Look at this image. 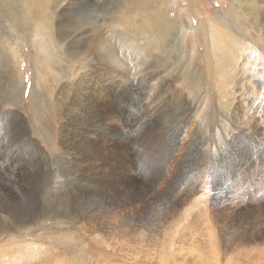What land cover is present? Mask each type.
<instances>
[{"label": "rangeland", "instance_id": "rangeland-1", "mask_svg": "<svg viewBox=\"0 0 264 264\" xmlns=\"http://www.w3.org/2000/svg\"><path fill=\"white\" fill-rule=\"evenodd\" d=\"M70 1L59 9V19L69 35L65 41L76 40L79 45H66L62 53L43 34L33 37L36 24L29 13L13 21L0 9V264H264V176L259 178L264 166L255 173L251 169L258 161L264 163V8H259L260 0L242 10L238 0H173L171 4L162 0L159 13L181 21L188 51L183 64L179 48L160 49L157 43L165 41V34L147 36L122 22V16H128L121 9L125 0ZM1 6L5 7L2 2ZM132 17L133 21L138 18ZM212 20L215 24L210 27ZM20 23L22 28H18ZM189 24L193 29L185 31ZM225 25L231 29H223ZM145 36L159 48L146 43ZM177 37L172 34L169 40L177 41ZM244 43L252 49L250 54L243 49ZM154 74V80L160 76L158 82L151 78ZM179 90L183 99L172 94ZM150 97L160 106L151 126L139 118L142 107L151 105ZM112 101L129 118L142 119L139 127L146 129L150 152L159 144L157 154L164 146H172L171 134L180 117L193 135L185 144H177L172 157L163 161L152 188L144 182L145 164L136 159L140 146L129 141L128 149L124 147L126 129L109 140L100 136L86 145L76 132H68L71 110L80 107L90 114ZM23 131L31 136L29 140ZM119 134L124 142L117 139ZM224 136H229L228 153L214 159L211 145L225 143ZM107 149L115 153L109 155ZM101 166L109 172L114 168L112 174L118 179L112 177L103 184L90 171ZM239 168L246 170L241 195L235 177ZM198 170H205L211 181L206 189L199 184L202 195L190 185ZM199 198L204 203L199 204ZM104 207L116 211L108 214ZM86 208L95 219L81 216ZM28 211H36V219L14 225L20 213Z\"/></svg>", "mask_w": 264, "mask_h": 264}, {"label": "bare ground", "instance_id": "bare-ground-1", "mask_svg": "<svg viewBox=\"0 0 264 264\" xmlns=\"http://www.w3.org/2000/svg\"><path fill=\"white\" fill-rule=\"evenodd\" d=\"M70 0H0V9L1 8H4V12H6L7 14H3L4 16L8 15V16H11L12 20L13 21H19L20 18L19 16L24 14L26 15L27 13H29V15L31 16V18L34 19L35 21V24H36V27L34 29V33H33V37L35 38L36 35L38 34H43L44 37L46 38L47 42H49L50 46H55V49L58 53H62L63 52V48L64 46L66 45H79V42H76V40H71L69 42H66L65 40L67 39V37L69 36L68 33H67V28H66V25H64L59 17H60V13L61 11L59 9L63 8V6L67 3H71V1L69 2ZM75 1V0H74ZM73 1V2H74ZM91 1V0H90ZM239 1V9L242 10V9H247V4H250V5H255V1L257 0H238ZM259 1V0H258ZM1 2H2V5H5V7L1 6ZM78 2V1H77ZM81 2V1H80ZM83 2V1H82ZM95 2V1H94ZM165 3H168V4H171L173 2V0H164ZM263 0H260V3H261V6H259V8H261L263 10L264 8V4H263ZM88 3V2H87ZM92 3V2H90ZM99 3V2H97ZM162 3V0H125L124 2H121V9L124 10L126 13L125 14H128L127 17L121 18L122 22L124 23H127L126 25H129V26H135L136 27V30L137 32H141L145 35H150V36H153V34H159V35H163L165 34L166 35V39L164 42H161V43H157L160 47V49L162 50V52H164V49H169L171 51H173L174 49H178L179 48V54L180 56H182L181 60L179 61V63H182V61H184L185 57L188 55V51H186L185 47H184V43H183V40L184 37L182 36V33L183 31H181V21L175 19L173 20L171 16H168V15H161V13H159V9H157V6H160V4ZM81 4V3H80ZM78 4V5H80ZM101 4V3H100ZM106 4V3H105ZM258 4V2H257ZM70 5V4H69ZM72 6V5H71ZM77 6V4H76ZM90 6V5H89ZM163 6V5H162ZM171 6V5H170ZM258 6V5H257ZM73 7V6H72ZM103 7V6H102ZM16 9V11L13 10ZM67 8V7H66ZM78 8V7H77ZM80 8V7H79ZM100 8V7H99ZM162 8V7H161ZM160 8V9H161ZM90 9V7L88 8ZM254 9V8H253ZM258 9V8H257ZM40 10V11H38ZM171 10V9H170ZM90 11V10H88ZM249 11V10H248ZM77 12V11H76ZM80 12V11H78ZM82 13V12H81ZM106 14V13H105ZM132 14H135L138 16V18L133 21V17H132ZM244 15H247V13L245 14V12H243ZM64 15V14H63ZM72 15V14H70ZM257 15V14H256ZM62 16V15H61ZM23 17V16H22ZM224 18V17H223ZM76 19V18H75ZM119 19V17H118ZM259 19V18H258ZM263 19V18H262ZM25 20V19H24ZM67 20V19H66ZM65 20V21H66ZM69 20V19H68ZM67 20V21H68ZM77 20V19H76ZM216 20V19H215ZM26 22V21H25ZM69 22V21H68ZM105 22V21H104ZM188 22V21H187ZM27 23V22H26ZM34 23V22H33ZM66 23V22H65ZM71 23V22H70ZM69 23V24H70ZM255 23V22H254ZM253 23V24H254ZM258 23V22H257ZM28 24V23H27ZM32 24V23H31ZM215 24V21L212 20L211 23L209 24L210 27H213ZM261 24V23H260ZM19 25V24H17ZM25 25V24H24ZM126 25L124 28H126ZM22 25L20 23V26H18V28H20ZM28 26V25H27ZM128 26V27H129ZM122 27V26H121ZM22 28V27H21ZM118 28V27H117ZM190 28L193 29V26L192 25H186L184 27L185 31H188ZM223 29H231L229 28V26H223L222 27ZM234 28V27H232ZM31 29V28H30ZM96 29V28H95ZM116 29V28H115ZM119 29V28H118ZM183 29V30H184ZM259 29V27H258ZM126 30V29H124ZM131 30H134L131 28ZM28 31V30H27ZM105 31V30H104ZM154 31H157V33ZM232 31V30H231ZM260 31V29H259ZM9 32V31H8ZM31 32V31H30ZM75 32V31H74ZM77 32V31H76ZM75 32V34H76ZM129 33V31H127ZM24 33H25V29H24ZM78 33V32H77ZM118 33V31H117ZM217 33V32H216ZM80 34V33H79ZM119 34L122 36L123 34H125V32L123 34H121L119 32ZM117 34V35H119ZM130 34V33H129ZM138 34V33H136ZM172 34H175L177 37V41H175V38H170L169 40V37L170 35ZM218 34V33H217ZM78 35V34H77ZM84 35V34H82ZM81 35V37H82ZM91 35V34H90ZM128 35V34H127ZM22 36V35H20ZM74 36V35H73ZM126 37V35H124ZM145 36V39H146V43H148L150 46L153 44L154 46H156L154 43L152 42H147L148 40V37ZM174 36V35H173ZM19 37V36H18ZM30 36H28L27 38H29ZM40 37V36H39ZM85 37V36H84ZM89 37V36H87ZM92 37V36H91ZM212 37H213V40L215 41L217 39V36H213V33H212ZM243 37V36H242ZM26 38V39H27ZM31 38V37H30ZM219 38L222 39V41L225 39V36L222 34L221 36L219 35ZM133 39V38H132ZM141 39V38H140ZM45 40V41H46ZM79 40V38H78ZM109 40V39H108ZM128 40V39H127ZM142 40V39H141ZM250 40V39H249ZM126 41V40H125ZM2 43V42H1ZM220 43V42H219ZM218 43V44H219ZM49 44H46V45H49ZM100 44V43H99ZM215 44V43H213ZM244 44H247V47L246 46H243V49L246 50V52L248 54H250L252 52V49H250V47L248 48V43H244ZM82 45V44H81ZM80 45V46H81ZM217 45V44H216ZM225 45V44H223ZM223 45L221 47H223ZM1 46V45H0ZM5 46V45H4ZM86 46V45H85ZM89 46V45H88ZM97 46V45H96ZM95 46V47H96ZM159 46H156L157 48H159ZM218 46V45H217ZM140 47V46H139ZM148 47V45H147ZM219 47V46H218ZM68 48V47H67ZM81 48V47H80ZM216 48V47H215ZM220 48V47H219ZM224 48V47H223ZM96 49V48H95ZM147 49V48H145ZM150 49V48H149ZM159 49V50H160ZM222 49V48H220ZM101 50V48H100ZM100 50L98 52H100ZM73 51V49H72ZM71 51V52H72ZM89 51V50H88ZM225 51V50H224ZM3 52V51H2ZM70 52V53H71ZM74 52V51H73ZM156 52V51H155ZM227 53L230 54V50H226ZM224 52V53H226ZM87 53V52H86ZM104 53V52H102ZM102 53H99V54H102ZM173 53V52H172ZM222 53V52H221ZM74 54V53H73ZM98 54V53H97ZM147 54V53H146ZM145 54V55H146ZM3 55V53H2ZM4 55L6 56V54L4 53ZM107 55V54H106ZM105 55V57H106ZM163 55V54H162ZM223 55V54H222ZM252 55H254V58L256 60L259 59L258 55H257V52H254L252 53ZM257 55V56H256ZM56 56V55H55ZM73 56V55H72ZM104 56V54H103ZM110 56V55H109ZM148 56V54H147ZM178 56V55H177ZM179 56V57H180ZM224 56V55H223ZM258 57V59L256 57ZM49 57V56H48ZM78 57V56H77ZM100 57V56H99ZM145 57V56H144ZM8 58V57H7ZM139 57L137 56V59ZM187 58V57H186ZM19 59V58H18ZM94 59V58H93ZM145 59V58H144ZM170 59V58H169ZM20 60V59H19ZM162 60V59H161ZM186 60V59H185ZM247 60V59H246ZM6 61V60H5ZM8 61V60H7ZM6 61V62H7ZM171 61V60H170ZM4 62V61H3ZM13 61H10L9 62V65H13L12 64ZM145 62V61H144ZM189 62V61H188ZM186 62V63H188ZM103 63V62H102ZM108 63V62H106ZM161 63V62H160ZM254 63V62H253ZM16 64V62L14 63ZM37 64V63H36ZM183 64V63H182ZM185 64V62H184ZM101 65V64H100ZM111 65H114V64H111ZM7 66V65H6ZM103 66V65H101ZM108 66V65H107ZM115 66H113V69ZM1 68V67H0ZM11 68V67H10ZM50 68V67H49ZM103 68V67H102ZM107 68V67H106ZM155 68H159V66L157 67V64L155 63ZM52 69V68H50ZM111 69V68H110ZM163 69V68H162ZM10 70V69H9ZM39 70V69H37ZM99 70V69H98ZM160 70V69H159ZM247 70V69H246ZM13 71V70H12ZM92 71V70H91ZM102 71V70H101ZM106 71V69H105ZM110 71V70H109ZM108 72V71H107ZM111 72V71H110ZM118 72V71H117ZM117 72H114L117 73ZM178 72V71H177ZM11 73V72H10ZM14 73V72H13ZM13 73H12V77H13ZM88 74V72H86ZM236 73V72H235ZM118 74V73H117ZM116 74V75H117ZM16 75V74H15ZM14 75V77H15ZM85 75V74H84ZM91 75V74H90ZM107 75V74H106ZM158 75V74H157ZM6 76V75H5ZM17 76V75H16ZM87 76V75H85ZM97 76V74H96ZM99 76V74H98ZM119 76V75H118ZM121 77H124V74L120 75ZM40 77V76H39ZM102 77V76H101ZM109 77V76H108ZM120 77V78H121ZM149 77V76H148ZM158 79L155 78V74L154 76H151V78L155 81V82H158L159 79H160V76L158 75L157 76ZM163 77V76H162ZM16 78V77H15ZM14 78V79H15ZM104 78V77H103ZM111 78V77H110ZM53 79V78H52ZM107 79V78H106ZM16 80V79H15ZM3 81V80H2ZM21 81V80H20ZM5 82V81H4ZM170 82V81H169ZM6 83V82H5ZM171 83V82H170ZM1 84V83H0ZM13 84V83H12ZM73 84V83H72ZM75 84V83H74ZM10 85V84H9ZM159 85V84H158ZM157 85V86H158ZM166 85H168L167 83L165 84V87ZM250 85V84H249ZM161 86V90L163 89V85H160ZM176 86V85H175ZM5 87V86H4ZM75 87V86H74ZM1 88V86H0ZM154 88V86H153ZM74 89V88H73ZM77 89V88H76ZM155 89V88H154ZM157 89V88H156ZM8 90V89H7ZM174 90V89H173ZM152 91V90H151ZM155 91V90H154ZM165 91V90H164ZM8 92V91H6ZM80 92V91H79ZM102 92H105V91H102ZM242 92V91H241ZM108 93L110 94L111 91H108ZM141 93H142V90H141ZM175 93V95L177 96H181L180 98H184L185 95L183 93L182 90H179V91H174L172 92V94ZM240 93V92H239ZM160 94V93H159ZM243 94V92H242ZM112 96V95H111ZM113 96H114V93H113ZM79 97V96H78ZM141 97H144V95L142 94ZM58 99V98H57ZM150 101H151V105L150 106H147L145 105L144 107H142V116H140L139 118H145L150 126L152 125L153 121L155 119H158V112H159V104L158 102L150 97L149 98ZM154 100V101H153ZM185 100V99H184ZM74 101V100H72ZM182 101V100H181ZM65 102V101H64ZM79 102V101H78ZM80 103V102H79ZM78 103V104H79ZM83 103V102H82ZM81 103V104H82ZM74 104V103H73ZM77 104V105H78ZM70 105V104H69ZM72 105V103H71ZM80 105V104H79ZM88 105V104H87ZM82 106V105H81ZM83 107V106H82ZM99 107V106H98ZM75 108V107H74ZM124 108V107H123ZM73 109V107H72ZM141 109V108H140ZM161 110V109H160ZM72 112L71 113V116L70 118L68 119V122H67V126H68V132L69 133H77L81 138L84 139V144L83 145H86L85 143L86 142H90L91 140H99V137L100 136H105L104 139H110L112 138L115 134H118L120 132H122L124 129H126V131H123V132H126V138L124 142V139L123 137L119 134L117 136V139L124 142V147L128 149V146H127V142L129 143V141H134L135 144L139 145L140 146V149H136L137 152L139 153H136V159L140 160L142 159L143 163L145 164V172H146V178H144V182H146V186L149 187V188H152L156 183H157V179L154 178V175L156 173H158V171L160 170H163V166L165 165V163L163 164V161L166 162V160L168 159L169 156L172 157V154L174 152V149L176 148V146H178L177 144H182V142L185 144L186 141L188 140H191L192 138V134L191 132L185 130V122L183 119L182 121L181 120V117L176 120L178 121L177 123H175V129L177 130H174L176 132L173 131V133L171 134L172 135V139H173V144L172 146L169 145V147L167 146H164V149H160L159 150V154H157V149L158 147L160 148V145L162 144H159L157 145V148L153 149V148H150V149H153L151 152L148 150L149 149V146L145 143V139L148 140V138H145V135L147 136L148 134H146V129L144 128H140L139 127V122L142 120V119H136L134 120L135 118H132L134 116L131 115V117L129 118V115L126 116L124 111L122 110V107L119 105V104H116V102L114 103V101L112 102H109L108 105L106 107H104V109H97L96 111L94 112H90V114H85L83 112V110L81 111L80 107H76V109L74 110H71ZM160 113V112H159ZM176 113V112H175ZM224 113V112H223ZM183 116V115H182ZM217 117V116H216ZM23 118V117H22ZM220 118V117H219ZM103 119L106 120V122H103ZM160 119V118H159ZM130 120H134V122H130ZM212 122V121H211ZM27 124V123H26ZM219 124V123H218ZM111 126L113 127H116L117 129H113V128H110ZM141 126V125H140ZM148 126V125H147ZM64 128V127H63ZM62 129V127H61ZM162 129V128H161ZM103 130H108V131H104ZM241 130V129H240ZM260 131V130H259ZM29 132V131H28ZM89 133H92L91 135L95 137H92ZM22 136L25 138V139H28L29 140V135L26 134V132H21ZM30 134V133H29ZM194 134V133H193ZM202 134V133H201ZM156 135V134H155ZM176 135H177V138H176ZM200 135V134H199ZM246 135V134H245ZM20 136V135H19ZM72 136V135H70ZM63 137V136H62ZM166 137L168 138L167 134H166ZM195 137H197L195 135ZM226 137H229V136H226ZM224 136L223 140L226 141L225 143H216L214 142L211 146H213L215 148V158L214 159H217L219 157H222L224 155H226L228 153V142H227V138ZM234 137V136H232ZM231 137V138H232ZM236 137V136H235ZM238 137V136H237ZM36 138V137H35ZM159 138H160V135L156 137L157 141H159ZM199 140H202V138L200 137H197ZM72 139V138H71ZM70 139V140H71ZM78 139V138H77ZM143 139H144V142H143ZM195 139V138H194ZM193 139V140H194ZM229 139V138H228ZM261 139V138H260ZM63 140V139H62ZM74 140V139H73ZM230 140V139H229ZM228 140V141H229ZM215 141V140H214ZM231 141L234 142V140H230V143ZM5 142V141H4ZM27 142V141H26ZM95 142V141H94ZM80 143V142H79ZM91 143V142H90ZM96 143V142H95ZM163 143V142H162ZM192 143V142H191ZM70 144V143H68ZM68 144L66 145L68 149H74V145H70L68 147ZM149 144V143H148ZM28 145V144H26ZM129 145V144H128ZM164 145H166V143H164ZM192 145V144H191ZM210 145V144H208ZM151 146H154V145H151ZM43 147V146H42ZM84 147V146H82ZM81 147V148H82ZM87 147V146H86ZM91 147V145H90ZM36 148V147H34ZM98 148V147H97ZM102 148V147H101ZM193 148V147H192ZM80 149V148H79ZM89 149V148H87ZM188 149V148H187ZM109 150V149H107ZM72 151V150H70ZM86 151V150H85ZM90 151V150H89ZM103 151V150H102ZM105 151V150H104ZM110 151V150H109ZM129 151V150H128ZM63 152V151H62ZM81 152V151H80ZM93 152V150H92ZM96 152V151H95ZM114 152V150L110 151L109 152V155H111L110 153ZM124 152H127L124 151ZM203 152V151H202ZM58 153H61V152H58ZM76 153V152H75ZM94 153V152H93ZM106 153V152H105ZM128 153V152H127ZM130 153H133L134 152H129ZM67 154V153H66ZM69 154V152H68ZM87 154V153H86ZM84 154V155H86ZM89 154V153H88ZM96 154V153H94ZM83 155V156H84ZM91 155V154H90ZM113 155V154H112ZM208 155V154H207ZM58 156V155H57ZM60 156V155H59ZM73 156V155H72ZM74 156H77V155H74ZM88 156V155H87ZM132 156V155H131ZM159 156H164L163 158L162 157H159ZM44 157H48L46 154ZM62 157V155H61ZM115 157V155H114ZM57 158V157H56ZM74 158V157H73ZM94 158V156H93ZM111 158V156H110ZM146 158V160L144 159ZM261 158V157H260ZM263 158V157H262ZM115 159V158H114ZM135 158H131L130 161L134 160ZM144 159V160H143ZM50 160V159H49ZM72 160V159H71ZM97 160V159H95ZM116 160V159H115ZM150 161V165H148L147 161ZM260 160V159H258ZM91 161V160H90ZM94 161V160H93ZM46 162V161H45ZM81 162V161H80ZM86 162V161H85ZM134 162V161H133ZM76 163V162H75ZM91 163V162H90ZM89 163V164H90ZM97 164V163H96ZM140 164V163H139ZM69 165V164H68ZM72 165V164H71ZM80 165V164H79ZM83 165V164H82ZM81 165V166H82ZM91 165V164H90ZM70 166V165H69ZM264 166V163H262L261 161H258V163H256V165L252 166L254 168H251L254 170V173H255V170H258L256 169L257 167H263ZM94 167V165H93ZM160 167V168H158ZM166 167V166H165ZM239 167V166H238ZM198 168V167H197ZM101 170L100 173H98L97 171L98 170ZM99 169L95 170L94 168L92 170H90L91 172L93 171L96 175V178L100 179V181L104 184V180H108V181H112L113 179L116 181V179H118V175H113L112 172L115 171L114 168L113 170L111 169L110 172L109 171H106L104 170L105 168L103 166H101ZM117 169V168H115ZM168 170V169H167ZM250 170V169H249ZM246 171V170H244ZM244 171L239 168L236 173H235V177L238 178V185L240 187L239 189V193L238 194H242L243 193V190L242 189V186H243V176H244ZM260 171V170H259ZM200 172L201 174H203L202 176H200ZM208 173V172H207ZM261 174L263 172H260ZM259 173V174H260ZM120 174V173H119ZM124 174V173H123ZM143 174V173H142ZM210 174V173H209ZM88 175H90L88 173ZM248 175V174H247ZM253 175V174H252ZM256 175V174H254ZM110 176L111 179L108 177ZM260 176V175H259ZM264 175H262L261 177L259 178H263ZM94 177V176H93ZM113 177V179H112ZM121 177V176H120ZM124 177V176H123ZM212 177V176H211ZM257 177V176H256ZM255 177V178H256ZM91 178V177H90ZM193 178H197L196 180L192 181L191 182V187L194 189L193 192L195 193H200L201 194V190H199V188L201 189V187H198L200 183L203 184V187H205L204 189H206L207 186H209L211 184V181H209V176H206L205 175V170H198L197 173H195V175L193 176ZM247 178V177H246ZM258 178V177H257ZM249 179V178H248ZM251 179V178H250ZM49 180V179H48ZM92 180V179H91ZM95 180V179H94ZM125 180V179H124ZM142 180V178H141ZM166 180V179H165ZM199 180V181H198ZM252 181L254 179H251ZM51 181V180H49ZM105 181V182H106ZM197 181L199 182L197 184ZM44 182V181H43ZM91 182V181H90ZM249 182V181H248ZM257 182V180H256ZM263 182V181H262ZM261 182V183H262ZM42 183V182H41ZM40 183V184H41ZM100 183V184H102ZM131 183V182H130ZM247 183V182H246ZM54 184V183H53ZM116 184V183H115ZM135 185L137 184H140L139 182H134ZM160 184V183H159ZM248 184V183H247ZM251 184V183H250ZM108 185V184H107ZM163 185V184H162ZM206 185V186H205ZM128 186V185H127ZM92 187V186H91ZM116 187V186H115ZM45 188V187H44ZM102 188V187H101ZM124 188V187H123ZM208 188V187H207ZM252 188V187H250ZM215 188L213 187V190ZM69 190V189H68ZM125 190V189H124ZM208 190V189H207ZM207 190H204L206 192V195H208V191ZM2 191V190H1ZM71 191V190H70ZM69 191V192H70ZM204 192V193H205ZM255 192V191H253ZM252 192V193H253ZM67 193V192H66ZM74 193V192H73ZM111 193V192H110ZM234 193V192H233ZM246 193V192H245ZM256 193V192H255ZM189 193H187V197L189 196L188 195ZM181 195H184V193H182ZM202 195V194H201ZM211 195V194H210ZM239 196V195H237ZM48 197V196H47ZM152 197V196H151ZM210 197V196H209ZM240 197V196H239ZM242 197V196H241ZM167 198V196H166ZM182 198V197H181ZM185 198V197H184ZM190 198V197H189ZM121 199V198H120ZM186 199V198H185ZM224 199V198H223ZM238 199V198H237ZM241 199V198H240ZM243 199V198H242ZM70 200V199H69ZM178 200V199H177ZM41 201H44V200H41ZM68 201V200H67ZM90 201V200H89ZM111 201V200H110ZM122 201V200H121ZM196 201V200H195ZM197 201L199 202V204H202L204 202H202V200H199L197 199ZM196 201V202H197ZM205 201V200H204ZM92 202V201H91ZM43 203V202H42ZM41 203V204H42ZM89 203V202H87ZM212 203V202H211ZM121 204V203H120ZM162 204V203H161ZM43 205V204H42ZM137 205V204H136ZM219 205H223V203L219 202ZM3 206V204H2ZM54 206V205H53ZM110 206V205H109ZM116 206V205H115ZM119 206V205H118ZM134 206V205H133ZM38 207V206H37ZM199 207V206H198ZM42 208V207H40ZM53 208V207H52ZM55 208V206H54ZM85 208V207H84ZM103 207H101L102 209ZM116 208V207H115ZM134 208V207H133ZM17 209V208H16ZM87 209V208H86ZM129 209V208H128ZM154 209V208H153ZM226 209V206L225 208ZM223 209V210H224ZM83 210V209H81ZM88 210V209H87ZM115 210V209H114ZM114 210H111L109 207H104L103 211L105 213H108L110 214L112 211ZM126 210V209H125ZM189 210V209H188ZM257 210V209H256ZM49 211V210H48ZM79 211V210H78ZM116 211V210H115ZM123 211V210H122ZM133 211V210H132ZM190 212H192L193 210H189ZM220 211V210H219ZM13 212V211H12ZM16 212V210H15ZM19 212V211H18ZM29 213H23L21 212L20 213V216L19 218H16L15 219V222L13 221L14 225L17 224L18 222L21 223V225H25V223H28V222H32L33 220L32 219H36V211H28ZM42 212V211H41ZM46 212V211H45ZM101 212V211H100ZM118 212V211H117ZM121 212V211H119ZM118 212V213H119ZM125 212V211H124ZM127 212V211H126ZM156 212V211H155ZM223 212V211H222ZM260 212V211H259ZM76 213V212H75ZM78 213V212H77ZM76 213V214H77ZM83 214L81 216L83 217H86V216H95L93 215L92 213H90V210L88 211H83L82 212ZM94 213V212H93ZM97 213V212H96ZM114 213V212H113ZM117 213V214H118ZM13 214V213H12ZM19 214V213H18ZM51 214V213H50ZM49 214V215H50ZM57 214V213H56ZM75 214V215H76ZM98 214V213H97ZM103 214V213H102ZM252 214V213H251ZM261 214V213H260ZM100 215V214H99ZM112 215V214H111ZM110 215V216H111ZM114 215V214H113ZM124 215V213H123ZM126 215V214H125ZM47 216V215H46ZM45 216V217H46ZM77 216V215H76ZM108 216V215H107ZM115 216V215H114ZM120 216V215H118ZM163 216V215H162ZM35 217V218H34ZM60 217V216H59ZM80 217V216H79ZM78 217V218H79ZM103 217V216H101ZM112 217V216H111ZM94 218V217H92ZM110 218V217H109ZM109 218L108 221H109ZM125 218V217H124ZM132 218V217H131ZM87 219V218H86ZM95 219V218H94ZM99 219V218H98ZM98 219H96V221H98ZM107 219H104V220H107ZM120 219V218H119ZM134 219V218H133ZM136 219V218H135ZM246 219V218H245ZM40 220V219H39ZM131 220V219H130ZM86 221V220H85ZM113 221V220H111ZM111 221H110V224H111ZM116 221V220H115ZM114 221V222H115ZM127 221V220H126ZM133 221V220H132ZM87 222H89V220H87ZM94 221H92L93 223ZM154 222V221H153ZM264 222V221H263ZM96 223V222H95ZM94 223V224H95ZM103 223V222H102ZM108 223V222H107ZM124 223V222H123ZM128 224L127 225H130V222L128 221L127 222ZM158 223V222H157ZM104 224V223H103ZM109 224V223H108ZM116 224H117V221H116ZM135 224V223H134ZM13 225V227H15ZM93 225V224H92ZM136 225V224H135ZM142 225V224H141ZM82 226V225H81ZM83 226H86L83 224ZM82 226V227H83ZM102 226V225H101ZM121 226V225H120ZM132 226V225H131ZM146 226V225H145ZM117 227L114 226V228ZM85 228H88V226H86ZM84 228V229H85ZM133 228V227H132ZM211 228V227H210ZM94 229V228H93ZM105 229V228H104ZM95 231V230H94ZM99 231V229H98ZM105 232V231H103ZM107 232V231H106ZM152 232V231H151ZM242 232V231H241ZM248 232V231H247ZM250 232V231H249ZM212 234V233H211ZM211 234L209 235V237L211 236ZM241 234V233H240ZM4 235V234H3ZM215 235V234H214ZM241 236V235H240ZM250 236V235H249ZM213 237V235L211 236ZM248 237V236H247ZM254 237V236H253ZM251 237V238H253ZM240 238V237H239ZM250 238V239H251ZM214 239V238H212ZM216 239V238H215ZM249 239V240H250ZM253 240V239H252ZM210 241L211 238H210ZM217 242V240H216ZM228 242V241H227ZM236 242V241H235ZM211 243V242H210ZM213 243V242H212ZM230 243V242H228ZM228 243H226L228 245ZM214 244V243H213ZM217 244V243H216ZM215 245V244H214ZM215 253V252H214ZM220 255V254H219ZM216 260V259H215ZM214 260V261H215ZM218 260V259H217ZM216 262V261H215ZM215 262H212V263H215ZM230 263V261H229ZM138 264V263H137Z\"/></svg>", "mask_w": 264, "mask_h": 264}]
</instances>
